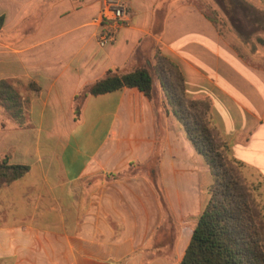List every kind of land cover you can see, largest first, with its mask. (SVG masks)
<instances>
[{
	"label": "crops",
	"instance_id": "0c3cea01",
	"mask_svg": "<svg viewBox=\"0 0 264 264\" xmlns=\"http://www.w3.org/2000/svg\"><path fill=\"white\" fill-rule=\"evenodd\" d=\"M101 1L0 0V80H9L22 101L19 120L7 112L0 118V158L28 166L21 177L0 184V264L180 261L190 238L181 242L180 229L173 255L154 251L152 237L165 215L145 167L129 166L116 179L95 176L130 162L145 164L158 146L151 172L181 224L189 208L186 178L210 170L166 104L158 79L159 113L137 88L122 87L88 95L74 121L75 94L108 68L151 66L156 54L172 61L186 95L210 100V121L228 157L239 162L244 177L264 184V64L240 54L191 0H177V6L122 0L127 20L112 44L99 47L91 21ZM162 9L155 37V14Z\"/></svg>",
	"mask_w": 264,
	"mask_h": 264
},
{
	"label": "trees",
	"instance_id": "16d2710c",
	"mask_svg": "<svg viewBox=\"0 0 264 264\" xmlns=\"http://www.w3.org/2000/svg\"><path fill=\"white\" fill-rule=\"evenodd\" d=\"M164 11L165 9L158 10L155 14L152 36L156 37L162 30ZM1 20L0 17V22ZM155 60V64L151 66L139 64L128 70H105L100 77L75 94L72 104L73 120H80L82 106L88 95L122 87L137 88L148 97L157 112L159 105L154 96V81L158 79L166 104L170 106L194 149L204 158L212 177L206 189L208 200L193 227L184 253L176 264H264V223L254 212L248 198L239 162L228 157L226 144L210 121V100L205 96L188 97L183 77L176 65L158 54ZM0 106L14 119H18L22 113L21 98L14 85L6 79L0 80ZM157 126L160 141L163 129L159 117ZM158 149L156 146L145 164L130 162L128 167L120 171L100 173L95 177L116 179L127 174L129 166L143 165L165 215L152 237L154 251L158 255H173L179 230L172 221L163 191L151 172L158 160ZM27 170V165L9 163L6 157L0 158V184L21 177ZM162 244L167 245L162 248Z\"/></svg>",
	"mask_w": 264,
	"mask_h": 264
},
{
	"label": "rangeland",
	"instance_id": "374dc122",
	"mask_svg": "<svg viewBox=\"0 0 264 264\" xmlns=\"http://www.w3.org/2000/svg\"><path fill=\"white\" fill-rule=\"evenodd\" d=\"M172 1H175L176 6L178 5L177 0H158V3L161 4L165 2L168 4ZM191 1H194L201 6L203 11L213 20L218 32H220L224 39L233 45L240 54L254 64H264V5L261 1L240 0V2H243L242 5L240 3H234L233 0ZM104 2L105 0L100 2L97 13L91 21L92 26H94L92 30V38L95 44L99 47L112 44L115 41L116 34L115 30L114 38L109 43L104 45L100 43L98 35L101 26H98V14ZM117 28L118 27H116V29ZM154 96L157 104L160 105L158 106L160 109L162 104H159L160 102L157 95L155 94ZM0 118H7V113L1 106ZM201 160L203 162L204 158L202 157ZM240 169V171H242L241 166ZM243 178L245 179L248 198L252 203L253 210L261 217V220L264 223V184H261V182L256 179L254 180L244 176ZM210 181L212 180L207 167H205L204 172L202 170H195L189 178H186L183 194L186 199L185 203L187 206L189 205V208L186 209L185 218L181 224H178L172 216V221L176 224V229H180V240L182 239L181 242L183 243L188 240L198 216L207 202L208 196L205 192L204 185H208ZM160 188L164 194L166 191L165 188H163V186H160ZM262 236L264 237V228L262 230ZM166 245L167 244H162L160 247L165 248Z\"/></svg>",
	"mask_w": 264,
	"mask_h": 264
},
{
	"label": "built area",
	"instance_id": "2783aa9c",
	"mask_svg": "<svg viewBox=\"0 0 264 264\" xmlns=\"http://www.w3.org/2000/svg\"><path fill=\"white\" fill-rule=\"evenodd\" d=\"M98 26L100 43H109L115 34L116 27L127 20V7L122 0H105L99 10Z\"/></svg>",
	"mask_w": 264,
	"mask_h": 264
},
{
	"label": "flooded vegetation",
	"instance_id": "af4514ba",
	"mask_svg": "<svg viewBox=\"0 0 264 264\" xmlns=\"http://www.w3.org/2000/svg\"><path fill=\"white\" fill-rule=\"evenodd\" d=\"M234 1V3H240L241 5H242V1L240 2V0H233ZM259 1H261L262 2V4L264 5V0H259Z\"/></svg>",
	"mask_w": 264,
	"mask_h": 264
}]
</instances>
